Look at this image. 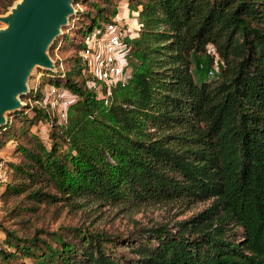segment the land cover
<instances>
[{
	"label": "trees",
	"instance_id": "obj_1",
	"mask_svg": "<svg viewBox=\"0 0 264 264\" xmlns=\"http://www.w3.org/2000/svg\"><path fill=\"white\" fill-rule=\"evenodd\" d=\"M12 1L0 0V12ZM127 2L138 21L127 81L101 96L88 88L80 51L108 12L103 0H77L56 45L74 35L75 51L41 72L74 95L66 117L40 104L35 80L14 113L18 125L0 126V149L15 133L24 138L15 143L18 161L8 162L13 176L2 183V197L20 196L9 212L44 203L82 214L30 235L0 223L12 248H0L1 257L36 264H264V0ZM209 44L220 70L196 77L193 54ZM45 119L49 145L30 131ZM92 200L209 203L172 226L114 231L86 221L82 207ZM122 242L131 255L112 252Z\"/></svg>",
	"mask_w": 264,
	"mask_h": 264
},
{
	"label": "rangeland",
	"instance_id": "obj_2",
	"mask_svg": "<svg viewBox=\"0 0 264 264\" xmlns=\"http://www.w3.org/2000/svg\"><path fill=\"white\" fill-rule=\"evenodd\" d=\"M16 1L17 0H13L5 10L0 12V14L6 13ZM103 1L105 3V9L108 12L106 19H109L116 13L119 14L122 24L125 26V28L128 29V32L131 33V37L136 36L133 34V32H136V27H138V21L136 20L137 12L130 7L127 0ZM76 6L77 5H75L74 3V7ZM2 26H4V22L0 20V27ZM64 30H66L65 27H63L62 31ZM66 36L61 43V47L57 49L56 46L59 40L58 37L48 48V52L54 60L64 59L68 55H72L74 53L76 49L77 36L72 35L73 39L70 36ZM130 62L132 64L131 56ZM220 67L221 59L214 52V48L210 44L207 46V49L205 51L193 54L192 70L196 77L216 75L219 72ZM41 72H44L43 68H40L38 66L33 68L28 79L30 87L31 84L33 85L35 83V79H38L37 77ZM40 80V83L43 87V92L45 93L47 91V88H50L51 84L47 83L44 76H42ZM62 88L66 91V97L68 99L71 98L72 94L70 90L64 88L63 86ZM90 89L99 96L104 95L103 89L98 85L95 87H90ZM20 98H22V96ZM47 107L46 108L51 112V115H59V106L55 105L52 107L51 105H48ZM16 109L6 112L7 121L9 122L10 120H12L14 125H18L19 123L18 119H14L13 117ZM49 124V119L38 120L31 126L32 129H30V131L37 133L47 145H49L50 142L48 137V131L50 127ZM17 130L18 129H16V131ZM15 136L16 138L13 137L8 140L5 143L4 147L0 149V158L6 163L7 166L8 178L6 180H8L9 178L11 179L13 176V172L8 171V162L18 161L19 159L18 153L14 152L15 143H17V141L24 140L22 135H17V133H15ZM6 180L0 181V223L10 229H16V233L18 235H30L31 233H33L36 227L48 228L49 230H51L56 228L60 223H74L81 218L82 214H80V212L76 213L75 211L67 210L66 208H58L56 204L44 203L37 204L38 206L35 210L22 209L16 214L10 213L9 211L13 207V205L19 202L20 196H11L5 198L2 197V183ZM208 203V200L199 201L190 206L183 207L175 202H146L139 205H113L102 203L100 204L99 201L92 200L84 204L82 208L85 210V212L83 211V213H85V215L87 216L86 221H91L93 226H101L114 231L116 229L127 231L129 229L131 230L134 227H149L151 225L160 223H166L168 224V226H172L179 219L188 217L192 213L204 208ZM65 234L67 233L65 232ZM4 237L5 233L0 230V248L5 251H9L12 248L6 243ZM123 244L124 243L122 242L120 245H117L115 250H113L112 252H120L123 254L131 255L132 252ZM11 259L12 261H10ZM11 259L8 258L4 260L0 255V264H36L35 259L31 257H23L17 255L16 257H12Z\"/></svg>",
	"mask_w": 264,
	"mask_h": 264
},
{
	"label": "water",
	"instance_id": "obj_3",
	"mask_svg": "<svg viewBox=\"0 0 264 264\" xmlns=\"http://www.w3.org/2000/svg\"><path fill=\"white\" fill-rule=\"evenodd\" d=\"M77 0H17L0 14V126L6 112L21 106V96L29 92V76L34 67L54 69L48 48L58 38Z\"/></svg>",
	"mask_w": 264,
	"mask_h": 264
},
{
	"label": "built area",
	"instance_id": "obj_4",
	"mask_svg": "<svg viewBox=\"0 0 264 264\" xmlns=\"http://www.w3.org/2000/svg\"><path fill=\"white\" fill-rule=\"evenodd\" d=\"M131 36L117 13L109 19L103 20L102 23L100 22L87 34L80 51V64L83 72L89 75L86 80L89 88L98 85L104 90V94H109L112 85L117 82H125L130 78L132 74L130 40L133 38ZM37 78L35 80L39 82L41 73ZM41 91L43 97L40 104L44 107L59 106L58 116L60 119H64L67 106L74 100V95L71 93L72 97L68 99L62 86L52 84L45 93L43 87H41ZM28 100L30 101V99ZM7 178L6 163L0 160V181Z\"/></svg>",
	"mask_w": 264,
	"mask_h": 264
},
{
	"label": "crops",
	"instance_id": "obj_5",
	"mask_svg": "<svg viewBox=\"0 0 264 264\" xmlns=\"http://www.w3.org/2000/svg\"><path fill=\"white\" fill-rule=\"evenodd\" d=\"M135 19H136V18H135ZM136 20H137V19H136ZM136 28H138V27H136ZM133 34L136 35V32H133Z\"/></svg>",
	"mask_w": 264,
	"mask_h": 264
}]
</instances>
